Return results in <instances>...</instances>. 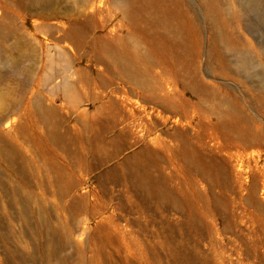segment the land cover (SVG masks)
I'll return each instance as SVG.
<instances>
[{"label":"rangeland","instance_id":"rangeland-1","mask_svg":"<svg viewBox=\"0 0 264 264\" xmlns=\"http://www.w3.org/2000/svg\"><path fill=\"white\" fill-rule=\"evenodd\" d=\"M40 1L0 0V264H264V17Z\"/></svg>","mask_w":264,"mask_h":264},{"label":"bare ground","instance_id":"bare-ground-1","mask_svg":"<svg viewBox=\"0 0 264 264\" xmlns=\"http://www.w3.org/2000/svg\"><path fill=\"white\" fill-rule=\"evenodd\" d=\"M174 1L181 5L183 3L182 0H174ZM244 2H245V8L256 10L261 14V16L264 17V0H244ZM101 3L102 0H94V2L92 3V11L96 10L94 7L95 5L99 4L96 7H100ZM40 4H46V1L41 0ZM178 21L179 19L177 16L170 15L169 12L165 11L163 7H159L157 9V13L153 14V31L155 37L164 36L168 41H170L173 37L178 36L180 33V29H179L180 22L178 23ZM237 53L239 56V61L242 63V66L245 67L248 62L246 54L242 51ZM15 122L16 120H8V118H5V122L3 123L4 129L7 131H9L10 129L12 130V126ZM48 259H50V257H48Z\"/></svg>","mask_w":264,"mask_h":264}]
</instances>
